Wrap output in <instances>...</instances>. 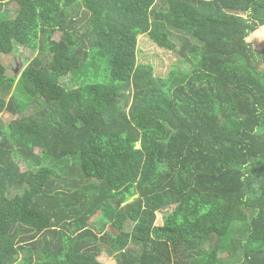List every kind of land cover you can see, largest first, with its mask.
<instances>
[{
    "label": "trees",
    "instance_id": "1",
    "mask_svg": "<svg viewBox=\"0 0 264 264\" xmlns=\"http://www.w3.org/2000/svg\"><path fill=\"white\" fill-rule=\"evenodd\" d=\"M250 37L264 0H0V57L40 51L19 80L0 63V264H264ZM142 39L180 63L156 75Z\"/></svg>",
    "mask_w": 264,
    "mask_h": 264
},
{
    "label": "rangeland",
    "instance_id": "2",
    "mask_svg": "<svg viewBox=\"0 0 264 264\" xmlns=\"http://www.w3.org/2000/svg\"><path fill=\"white\" fill-rule=\"evenodd\" d=\"M7 10L9 11V17L13 18L14 15L18 12L19 6L17 5V3H13L7 7ZM260 30H263V29H260ZM60 39H61V35L55 36L54 41H53V45H54V42L58 43V41H60ZM248 41L254 43L256 49H258V50L264 49V44L258 46L257 42H254L251 39V37L248 39ZM140 45L141 46L139 49V63H146V64L153 63L155 68H156V71H157L156 75L162 76L166 73V71L168 70V68L172 64H174L176 62L180 63L174 54L162 51L160 48H158L156 46L154 47V46L148 44L147 40H145V39L141 40ZM39 53H40V51L35 52V50L31 47L26 48L24 46H19L15 49L14 54H12L11 56L6 57V58L4 56H1L0 57V63L5 65L6 70H7V72H6L7 76L12 77L13 79L19 80V78H20L22 72L24 71V69L26 68V66L37 55H39ZM62 83L65 86H67L68 84H71V86H72V77L70 76V77L63 79ZM0 116L3 119L5 118L7 120L6 121L4 119L6 121V124H9L10 117L8 115L3 117V115L1 114ZM15 159L23 167V169H25V166L30 167V165L27 163V161H25L23 158H21L20 155L16 154ZM43 165L49 166V167L57 166L54 164L52 159H44ZM164 214H165V212L158 214L157 222H156L157 225H159V226L163 225ZM245 225H249V223L246 222ZM132 227H133V224H130L129 230H131ZM241 227H243V226H241V223L239 222L238 230ZM107 228L109 229L110 226ZM244 231H245V236H246V234L248 232V228H244ZM220 256H221V264H222L223 259L225 261V258L227 257V250L224 249L223 251H221ZM100 261L103 264H117V260L115 259V257L114 256L111 257V256H109L108 253H105V252L102 254V256H100ZM224 261H223V264H224Z\"/></svg>",
    "mask_w": 264,
    "mask_h": 264
}]
</instances>
